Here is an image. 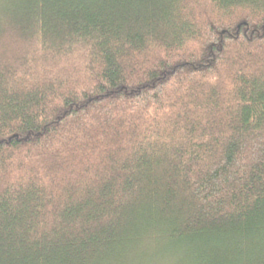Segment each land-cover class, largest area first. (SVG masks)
<instances>
[{
    "label": "trees",
    "instance_id": "obj_1",
    "mask_svg": "<svg viewBox=\"0 0 264 264\" xmlns=\"http://www.w3.org/2000/svg\"><path fill=\"white\" fill-rule=\"evenodd\" d=\"M264 264V0H2L0 264Z\"/></svg>",
    "mask_w": 264,
    "mask_h": 264
},
{
    "label": "rangeland",
    "instance_id": "obj_2",
    "mask_svg": "<svg viewBox=\"0 0 264 264\" xmlns=\"http://www.w3.org/2000/svg\"><path fill=\"white\" fill-rule=\"evenodd\" d=\"M2 0H0V3ZM150 263L148 264H178V259L170 255H164V257L155 258L153 260H149Z\"/></svg>",
    "mask_w": 264,
    "mask_h": 264
}]
</instances>
